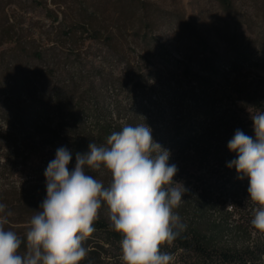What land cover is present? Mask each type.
<instances>
[{
  "label": "rangeland",
  "instance_id": "1",
  "mask_svg": "<svg viewBox=\"0 0 264 264\" xmlns=\"http://www.w3.org/2000/svg\"><path fill=\"white\" fill-rule=\"evenodd\" d=\"M55 1L63 3L64 9L58 10L53 20L47 10L57 6L51 0H12L9 5L13 13L23 14L17 27L24 33L15 38L26 43L29 53L36 50L59 58L57 70L75 71L79 61L78 65L93 81L99 95L98 108L104 111L105 118L124 125L132 108L141 102L147 104V99L134 87L137 83L145 86L155 101L144 108L146 113L159 108L166 122L172 115L188 113L187 120L209 125L211 119L191 111L195 104L189 98V91L192 87L201 89L193 80L194 73L207 79L204 88L212 94L216 115L226 109L225 117L231 120L237 112L243 124L253 129L251 115L259 112V108L254 110L236 93L239 87L247 85L264 89V0H230L229 6L219 0H139L143 19L140 29L132 25L138 23L137 14L123 20L113 12L104 13L98 18L103 27L101 37L90 38L87 33L77 32L75 41L63 42L57 36L58 23L61 20H65L66 25L77 22L74 13L79 6L89 5L90 0ZM115 1L101 0V5L112 8ZM106 31L114 33L109 42H106ZM7 47V42L0 45V49ZM35 61L42 79H51V73L45 70L50 60ZM102 76L106 78L101 80ZM17 108L32 111L34 104L22 95L17 99ZM36 118L44 122L39 130H20L17 124L9 128L12 118L0 112V203L13 213L5 225L6 230L15 231L22 241H26L31 216L46 198L44 173L49 162L55 159L57 149L66 147L72 153L71 143L77 141L84 142L85 153L90 143L100 146L95 140L85 142L81 132L65 135L55 131L53 114H37ZM79 121L92 128L88 113L81 114ZM9 141H14L16 147ZM75 157L72 154L69 171L75 166ZM86 172L103 181L105 186L110 183L111 175L107 171L101 174L86 169ZM173 179L181 184L176 177ZM183 199L175 211L187 227L196 198L187 190ZM230 206L227 200L226 208ZM217 216V210L205 215L207 220ZM98 219L110 225L106 204L102 205ZM206 219L200 224L205 230ZM97 236L93 232L90 238ZM241 242L240 238L225 235L221 244L240 246ZM111 262L104 264H113ZM119 264H123L121 257Z\"/></svg>",
  "mask_w": 264,
  "mask_h": 264
},
{
  "label": "trees",
  "instance_id": "2",
  "mask_svg": "<svg viewBox=\"0 0 264 264\" xmlns=\"http://www.w3.org/2000/svg\"><path fill=\"white\" fill-rule=\"evenodd\" d=\"M51 1L57 7L47 11L54 20L58 10L63 11L64 5L60 1ZM219 1L225 6L230 4V0ZM10 2L12 0H0V45L7 42L9 46L6 50L0 49V91H3L0 112L12 118L9 128L17 124L20 130H39L44 122L37 119L36 115L53 114L56 116L55 131L65 135L81 132L85 135V142L95 140L100 146H106L107 138L114 131L121 130L123 124L104 117V111L98 108L99 95L93 81L78 65L79 61L75 71L57 70L59 58L36 50L29 53L26 43L16 39L24 33L22 28L17 27L23 14H14ZM101 4V0H90L89 5L79 6L74 13L78 19L74 24L66 25L65 20H61L56 29L61 42L75 41L77 32L87 33L90 38L101 37L103 27L98 18L104 13L113 12L118 19L123 20L137 14L138 23L132 25L141 28L143 19L139 0H116L113 9ZM106 32V42H109L114 33ZM43 58L50 60L45 70L51 73V79H42L35 66V60ZM105 78L100 77L101 80ZM193 78L201 89L192 87L189 91V98L195 104L191 111L197 116L211 119L209 125L187 120L188 113L172 115L167 122L163 121V111L159 108L146 113L144 108L155 101L148 94V89L137 83L134 87L147 99V104L141 102L132 108L124 123L135 126L146 122L152 131L153 140L169 151L168 163L177 167L174 177L196 198L193 216L186 230L171 245L165 244L161 251L173 256V264H264V234L256 231L250 223L253 205L248 200V178L240 179L236 169L227 166L228 162L237 158V153L228 149V142L236 130H242L249 136L254 130L243 124L237 112L231 120L225 117L226 109L216 115L212 94L204 88L208 84L207 79L194 73ZM22 95L32 100V111L17 108V99ZM236 95L254 110H264L261 109L264 108V89L247 85L239 87ZM83 113L91 116L92 128L80 123L79 118ZM83 143H71L72 154L85 153ZM9 144L16 147L14 141H9ZM227 200L231 203L230 208H226ZM211 210H217L219 216L207 220L205 215ZM204 219L207 220V230L200 226ZM93 226L98 236L85 241L87 256L81 264H104L110 261L119 264L122 236L101 219H97ZM225 235L240 238L241 245L221 244Z\"/></svg>",
  "mask_w": 264,
  "mask_h": 264
},
{
  "label": "clouds",
  "instance_id": "3",
  "mask_svg": "<svg viewBox=\"0 0 264 264\" xmlns=\"http://www.w3.org/2000/svg\"><path fill=\"white\" fill-rule=\"evenodd\" d=\"M251 120L254 138L236 130L228 149L237 158L227 166L240 179L248 178L250 223L264 234V111ZM169 156L146 124L123 125L107 138L106 146L90 143L87 153H76L71 171L72 153L58 148L45 170L47 195L28 222L26 241L6 230L13 213L0 203V264H81L87 256L84 243L95 231L104 204L110 227L122 236L123 264H173V256L161 249L186 230L175 210L187 189L174 181L177 167L168 163ZM86 169L107 171L110 183L105 186Z\"/></svg>",
  "mask_w": 264,
  "mask_h": 264
}]
</instances>
